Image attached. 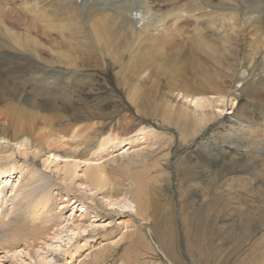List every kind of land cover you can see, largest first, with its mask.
<instances>
[{"label": "rangeland", "instance_id": "obj_1", "mask_svg": "<svg viewBox=\"0 0 264 264\" xmlns=\"http://www.w3.org/2000/svg\"><path fill=\"white\" fill-rule=\"evenodd\" d=\"M255 55L250 68L264 65V0H0L3 88L51 99L73 122L106 133L155 129L170 146L110 166L112 177L151 188L154 235L145 227L148 239L137 243L115 229L118 244L96 262L87 255L100 244L84 248L74 264H171L159 244L184 264H264V92L251 83L241 91L239 105L253 99L258 121L244 122L239 137L231 108L207 123H168L175 94H227ZM239 139L256 147L238 155ZM205 170L217 172L222 196L199 203L209 217L192 202L210 186Z\"/></svg>", "mask_w": 264, "mask_h": 264}, {"label": "bare ground", "instance_id": "obj_2", "mask_svg": "<svg viewBox=\"0 0 264 264\" xmlns=\"http://www.w3.org/2000/svg\"><path fill=\"white\" fill-rule=\"evenodd\" d=\"M258 56L250 59L251 64L234 79L227 94L215 92L213 89L217 87L175 94L177 103L172 102L168 123L189 120L207 123L217 119L218 113L226 108L233 112L231 133H238L244 122L258 121L256 112H252L253 99L239 105V95L250 83L256 93L264 92V65L250 68ZM132 101L138 104L142 98L135 97ZM118 131L106 133L94 124L75 123L51 99L31 98L21 90L0 85V264H74L84 248L93 250L100 244L87 255L96 262L122 239L130 238L137 243L147 240L145 227L154 235L157 201L151 188L138 181L112 177L110 166L126 156L145 159L149 151L160 153L167 143L157 142L161 134L155 129L143 127L125 135ZM236 135L229 136L228 141L238 140ZM94 138L97 140L92 141ZM216 142L222 147L226 143ZM245 145L256 147L239 139L235 153H240ZM126 146L129 147L123 153L114 154ZM204 173L211 184L200 197L194 194L192 198L202 216L209 211L202 210L199 203L205 205L213 196L218 201L221 196H217V172ZM149 204L154 205L153 213L147 208L143 210ZM69 212L70 215H65ZM122 215L131 216V220L117 224L115 217ZM115 229L124 230L120 234L122 239H113L111 232ZM98 236L103 239L97 241ZM158 246L169 263L184 264ZM62 256L65 259L61 263Z\"/></svg>", "mask_w": 264, "mask_h": 264}]
</instances>
